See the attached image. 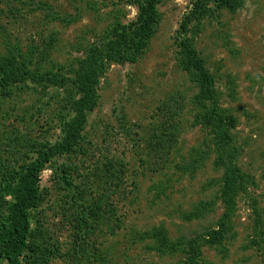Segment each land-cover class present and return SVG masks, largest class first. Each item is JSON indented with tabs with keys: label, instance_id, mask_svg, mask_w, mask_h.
Returning <instances> with one entry per match:
<instances>
[{
	"label": "rangeland",
	"instance_id": "1",
	"mask_svg": "<svg viewBox=\"0 0 264 264\" xmlns=\"http://www.w3.org/2000/svg\"><path fill=\"white\" fill-rule=\"evenodd\" d=\"M197 1L162 0L138 61L109 67L82 141L42 173L23 264H185L191 248L195 264H264V0L238 9L210 2L183 35ZM139 4L0 0V61L71 80L93 45L137 19ZM183 37L212 76L222 113L235 119L245 190L220 239H212L225 212L218 131L181 66ZM77 98L71 81L0 88V231L12 203L7 186L62 138Z\"/></svg>",
	"mask_w": 264,
	"mask_h": 264
},
{
	"label": "trees",
	"instance_id": "2",
	"mask_svg": "<svg viewBox=\"0 0 264 264\" xmlns=\"http://www.w3.org/2000/svg\"><path fill=\"white\" fill-rule=\"evenodd\" d=\"M138 1L140 4L137 19L127 25L118 26L111 36L107 37L106 42L93 45L86 56L78 62L71 80L56 73L37 75L23 62L19 63L14 58L0 61V88L26 82L63 87L71 81L78 94V98L71 105L72 116L62 125V138L39 150L35 160L19 174L16 183L7 186L12 203L0 231V247L5 264H23V256L29 248V239L32 235L31 212L37 208L42 196V173L54 158L72 154L82 141L88 117L98 106L101 80L106 76L109 67L115 63H135L147 48L158 18L157 7L162 0ZM210 2L220 7L238 9L244 0L197 1L192 13L183 21L180 31L183 35L188 33L192 20L201 23L208 12L207 4ZM180 50L181 66L199 86L200 95L197 101L201 104L208 103L211 110L207 114L208 122L218 131L216 163L224 169L222 200L225 212L221 219L220 232H216L212 239H220L221 232L227 230L225 223L230 222L235 197L245 190L243 187L245 174L237 165L239 149L231 134L235 119L222 113L214 80L206 70L192 40L183 37ZM168 244L166 240L163 241L164 248H168ZM198 257V250L191 248L185 264H195Z\"/></svg>",
	"mask_w": 264,
	"mask_h": 264
}]
</instances>
